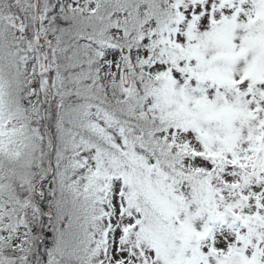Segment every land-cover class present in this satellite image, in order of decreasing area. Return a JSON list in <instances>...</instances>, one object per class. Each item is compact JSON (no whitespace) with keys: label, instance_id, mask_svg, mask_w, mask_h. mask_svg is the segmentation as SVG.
Segmentation results:
<instances>
[{"label":"snow or ice","instance_id":"snow-or-ice-1","mask_svg":"<svg viewBox=\"0 0 264 264\" xmlns=\"http://www.w3.org/2000/svg\"><path fill=\"white\" fill-rule=\"evenodd\" d=\"M0 264H264V0H0Z\"/></svg>","mask_w":264,"mask_h":264}]
</instances>
